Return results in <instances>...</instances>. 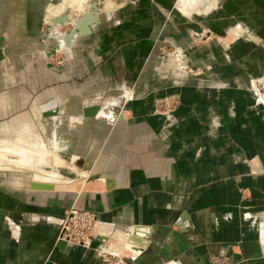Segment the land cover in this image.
<instances>
[{
	"label": "crops",
	"instance_id": "obj_1",
	"mask_svg": "<svg viewBox=\"0 0 264 264\" xmlns=\"http://www.w3.org/2000/svg\"><path fill=\"white\" fill-rule=\"evenodd\" d=\"M107 7L91 22L88 3L72 19L83 27L60 33V72L43 64L44 53L10 49L0 61V128L44 126L34 135L47 137L84 176H95L77 180L76 190L65 184L62 190L74 191L66 201L52 189L0 187V264L99 262L90 250L58 244L56 223L70 204L118 229L147 231L141 254L115 262L207 264L218 254L229 264H264V15L244 11L256 43L229 38L220 47L187 35L190 27L227 26L215 14L206 17L210 25L176 17L166 0ZM0 13L5 43L21 40L16 28L26 24L18 9L8 18ZM161 41L184 53L189 75L167 58L165 69L178 71L167 78ZM168 92L180 95L171 118L153 110L155 98Z\"/></svg>",
	"mask_w": 264,
	"mask_h": 264
},
{
	"label": "rangeland",
	"instance_id": "obj_2",
	"mask_svg": "<svg viewBox=\"0 0 264 264\" xmlns=\"http://www.w3.org/2000/svg\"><path fill=\"white\" fill-rule=\"evenodd\" d=\"M182 1L185 2L186 0H166L169 13L172 12L174 15H176V17L183 18L187 21H192L194 19H197L196 21H198L199 19L203 20L204 22H206L208 19L210 20V17L206 18L208 14H215L214 17H211L215 18L216 20H222L225 18L227 22V26L225 27L221 22L219 24L214 22V26H211V28H203L202 26L198 28L190 27L187 35L192 38L195 44H205L209 39V41H214L218 43L220 47H222L223 43H225V41L229 38L234 40L237 38H243L255 42L254 38L256 37L251 32L252 30H248L245 26V23L248 21V18L251 17V15L248 17L246 14H244V11L247 12L248 10L250 14H256L258 11H261L260 14L264 15V0H196V2H194V0H189L187 3L188 9L186 11L182 10V8L179 6ZM60 2H62V0H0V9L2 14L5 15V18H8L10 11L18 9V14L20 13L22 16V20H20V22H24L26 24L24 27L19 26L16 28V33L20 36L22 35V39L18 40L17 42L13 41L8 45L0 35V61L8 56L7 54L9 53L10 49L13 51V53L14 51L22 54L37 52L39 55H42L44 53V58H40L43 64L53 69L54 72H60L65 61V55L61 50V47H65V44L60 40V33L64 32L66 29L71 30L72 26L69 22H71L74 26V20L72 21V19L81 18H76V15H83L79 13H72V8L68 7V9H66L64 12L57 15H64L67 17V21L60 23L54 21L57 16L49 18L47 16V7L49 4H58ZM125 2L126 0H84L83 8H85L88 3H90V6L92 4L95 9L94 12L96 16L108 5L109 6L107 9L111 10L114 8L115 4L117 5L119 3ZM213 2H215V5H213ZM224 2L226 3L225 7L227 9L225 10V16H222L224 11ZM208 4L211 7L214 6V8L210 7L211 9L206 11V6ZM255 7L257 8L256 12L254 11ZM0 16L4 17L1 15V13ZM212 18L210 22L208 21L210 25L213 23ZM188 24L189 23H186V26H188ZM157 49L161 57L165 60L162 61L164 69L166 67V60L169 58L172 65L178 64L182 67V71H185V73L188 75L190 74L191 66L186 60L183 52L177 51L173 46L162 41ZM160 58H158V61H160ZM28 61L34 62V59H28ZM24 66H27V63H25L23 67ZM165 70L167 78H169L168 76H171V74L174 75L178 72L174 71L173 67H168ZM259 92L262 93L263 91L260 89ZM179 105L180 95L175 92H168L155 98L153 110L155 113L163 117L170 116L171 118L174 116ZM11 117L12 116H8L5 118V120L9 121ZM14 124L15 123L13 122H10L7 125L4 124L3 129L7 131H4L0 128V187H3L2 189L9 191L16 186L26 188L28 181L35 180L34 177L37 173L47 174V177H50L51 180L45 178L44 181L38 180V182L51 184L52 190L60 191L61 193L58 192V194L61 196L60 198H63V200L66 201V196H73L74 191L62 190L67 188L64 183H66L70 188L76 190L79 185V181L77 180L81 179V181L85 182L86 179L90 181L95 178V176L89 172L87 177L84 176L85 174L74 168L73 164L68 158H65L64 154H58L55 152L54 146H52L47 137L42 136L43 138H38V136L34 135V132L37 130V128V131H39V133L42 135L41 130L44 128V126L40 128L41 126L38 124L32 128V125L34 124L26 121L22 124L18 123L17 126L19 128H15ZM250 159L248 160V163L250 162ZM250 163L252 164V159ZM15 164H23L24 166L26 165L30 170L27 168L17 169ZM76 166L79 168L78 164H76ZM80 174L82 177L86 178H81ZM4 186H6V188ZM29 190L39 191L36 189ZM244 192V189H240L241 195H243ZM245 197L246 196L244 194V198ZM71 208H75L79 211H88L93 214L95 219L93 230L95 231L91 233L98 232L100 230L102 232L103 229H107L103 231L104 235H97L88 246L77 242L73 244L82 249L90 250L95 256H97L96 258L99 262H96L95 264H128L129 262L115 261H125V256L135 257L143 252V250L141 252H137L136 249L133 248L135 245H132L130 242H127L128 246L126 245V241L122 234L127 228L118 229L110 222L97 219L94 212L87 209L77 208L73 204L67 206L62 213V216L57 220V241L62 240L64 243H66L65 240L61 238V235H59V228L61 220L67 215ZM81 227L82 224L80 222L72 224L73 229H80ZM13 231L14 226L12 225L9 230L10 234ZM143 246H147V242ZM154 263L156 264L157 262ZM206 263L229 264L228 259L225 256H220L218 254L210 255L208 257V262Z\"/></svg>",
	"mask_w": 264,
	"mask_h": 264
},
{
	"label": "built area",
	"instance_id": "obj_3",
	"mask_svg": "<svg viewBox=\"0 0 264 264\" xmlns=\"http://www.w3.org/2000/svg\"><path fill=\"white\" fill-rule=\"evenodd\" d=\"M77 222H80L82 227L80 229H73L72 224ZM94 222V216L90 212L71 208L67 215L61 220L59 235H61V238L64 239L66 243L75 244V242H77L88 246L97 235H103L100 232L101 230L91 233L95 231L93 230ZM131 227L133 228L134 226ZM130 229L131 228H127L123 232L125 241H129V237L133 233Z\"/></svg>",
	"mask_w": 264,
	"mask_h": 264
},
{
	"label": "bare ground",
	"instance_id": "obj_4",
	"mask_svg": "<svg viewBox=\"0 0 264 264\" xmlns=\"http://www.w3.org/2000/svg\"><path fill=\"white\" fill-rule=\"evenodd\" d=\"M83 2H84V0H62V2H60L58 4H49L48 7H47V16L49 18H53L54 16L59 15L61 12H64L65 8H67V7L72 8V13H81L84 10V8H83ZM90 11L91 10H89V12ZM92 11L94 12L93 9H92ZM89 12H87L88 14H84V15L85 16H88V17L91 16L92 14H89ZM65 18H67V17H65ZM76 22H77V20H74L73 21L74 26H76V29L75 30L79 29L80 27L81 28L83 27L82 24H77L78 22L77 23ZM58 23H60V22H58ZM72 29H74V28H72ZM23 164H15V165H16L17 169H19V168H21V169L22 168L29 169L26 165L24 166ZM45 178H47L48 180H51L50 177H47V174H39V173H37L35 175V177H34V179H35L34 181H36V180H37L36 182H38V180L44 181ZM61 184H63V183H61ZM64 184H66V183H64ZM130 230H132L133 233L129 237V241L126 240V245H127V242L128 243L130 242L132 245H135L136 247L138 246V249L144 250L145 246H143V245L146 244L145 238L147 237V234H145V233H147V231H145L144 229H142V228H140L138 226H134L133 228L131 227ZM135 231H138L140 233L135 234L134 233ZM122 235L124 236V234H122ZM67 244H69V243H67ZM140 250H138V251L141 252Z\"/></svg>",
	"mask_w": 264,
	"mask_h": 264
},
{
	"label": "water",
	"instance_id": "obj_5",
	"mask_svg": "<svg viewBox=\"0 0 264 264\" xmlns=\"http://www.w3.org/2000/svg\"><path fill=\"white\" fill-rule=\"evenodd\" d=\"M91 9H93L95 11V9L92 6V4H91ZM94 18H95V12H94L93 16H89V21H91V22L94 21ZM55 21H57V22L67 21V18H65L64 15H60V16H57ZM72 28H76V26L75 27L72 26ZM94 109H95V107L84 109V114L87 115V116L88 115H92ZM27 186H28L29 189H36V190H50V189H52L51 184H46V183H42V182H36L34 180H29ZM106 186L108 187V184H106ZM134 233L137 234V233H140V232L135 231ZM145 234H147V233H145ZM62 243H64L62 240H58V244H62Z\"/></svg>",
	"mask_w": 264,
	"mask_h": 264
}]
</instances>
